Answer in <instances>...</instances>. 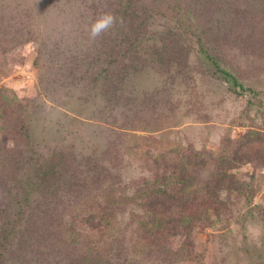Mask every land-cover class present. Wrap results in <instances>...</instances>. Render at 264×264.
Instances as JSON below:
<instances>
[{
	"label": "rangeland",
	"instance_id": "obj_1",
	"mask_svg": "<svg viewBox=\"0 0 264 264\" xmlns=\"http://www.w3.org/2000/svg\"><path fill=\"white\" fill-rule=\"evenodd\" d=\"M104 1L114 10L118 0H0V149L14 147L44 163L69 153L78 162L90 157L116 167L118 185L107 204L65 209L103 212L107 222L99 230L76 222L68 235L109 264H264V0L180 5L182 11L190 5V26L216 30L225 67L254 94L212 77L191 38L185 67L165 72L147 64L133 72L125 91L131 94L118 106L107 105L101 78L98 88L89 85L96 63H79L77 75L86 77L74 83L60 67L62 53L80 54L100 39L104 31L93 36L91 29ZM137 1L153 8L149 38L159 39L174 21L171 6ZM128 124L123 132L111 126ZM25 128L29 146L18 136ZM111 143L110 157L103 156ZM224 149H236L239 159H219ZM163 167H176L190 186H164L167 196L159 201L131 197L139 187L152 188L157 176L171 177Z\"/></svg>",
	"mask_w": 264,
	"mask_h": 264
},
{
	"label": "trees",
	"instance_id": "obj_2",
	"mask_svg": "<svg viewBox=\"0 0 264 264\" xmlns=\"http://www.w3.org/2000/svg\"><path fill=\"white\" fill-rule=\"evenodd\" d=\"M165 1L171 6L170 14L174 21L165 34L161 33L159 39L149 38L152 26L149 20L153 17V8L142 7L137 0H118L116 8L112 10L113 3L104 1L103 9H100L101 16L111 15L114 24L104 30L100 39L96 38L91 45L86 43L89 48H84L82 53L72 52L74 56L70 53L61 54L64 60L60 67L63 68L65 64L67 78L70 77L72 83L77 78L85 79V72L77 75L76 71L80 68L78 64L85 60L88 65L96 63L97 71L91 74L95 77H90L92 80L89 85L92 83L98 88L95 81L101 78L100 93L107 105L118 106L121 99H128L127 95L131 94H125V91L126 81L133 72L147 64L165 72L185 67L186 60L182 58L187 50L184 46H188L191 38H195L198 62L212 77L227 83L234 92L254 94L239 81L232 69L225 67V58L215 48L216 40L213 36L216 30L212 27L203 30L195 25L190 26L185 19V11L191 8L188 4L185 11H182L180 5L183 0H153L158 6ZM196 2L201 4L202 0H195L194 5ZM172 36L175 38L171 39ZM181 41L183 46L180 45ZM129 124L123 127L111 126L114 131L123 132ZM18 136H22L26 146H29L26 128ZM113 148V144H109L103 156L110 157ZM30 149L28 151L32 152ZM0 154L3 158L0 160V264H109L107 259L77 244V240L68 235L76 222L86 230H99L101 221H105L103 212L87 213L80 210L77 215H68L65 209L74 210L93 200L105 201L107 204L118 185L115 182L118 179L116 173L112 171L116 167H104L99 160L90 157H82L78 162L69 153H54L45 163L35 154L21 157L22 154H16L14 147L0 149ZM225 157L239 159L236 149L231 153L222 150L219 159ZM193 159H199V155ZM168 169L173 171L171 177L159 175L154 179L152 188L146 184L145 187H139L131 197L142 193L146 201L148 196L159 201L167 196L164 186H172L173 190L190 186L180 170L176 167H163L162 170L167 173ZM178 198L176 196V200ZM146 208L148 206L144 205ZM66 216L68 220L65 222Z\"/></svg>",
	"mask_w": 264,
	"mask_h": 264
},
{
	"label": "clouds",
	"instance_id": "obj_3",
	"mask_svg": "<svg viewBox=\"0 0 264 264\" xmlns=\"http://www.w3.org/2000/svg\"><path fill=\"white\" fill-rule=\"evenodd\" d=\"M113 24L114 18L111 15H104L92 26L91 33L93 36H98L102 31L106 30Z\"/></svg>",
	"mask_w": 264,
	"mask_h": 264
}]
</instances>
